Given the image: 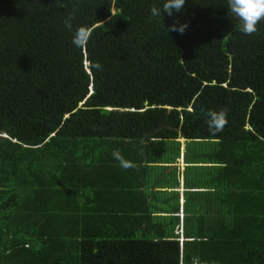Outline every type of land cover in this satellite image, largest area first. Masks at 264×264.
Returning a JSON list of instances; mask_svg holds the SVG:
<instances>
[{"label": "trees", "instance_id": "16d2710c", "mask_svg": "<svg viewBox=\"0 0 264 264\" xmlns=\"http://www.w3.org/2000/svg\"><path fill=\"white\" fill-rule=\"evenodd\" d=\"M159 2L0 0V264H264V20L246 35L227 0ZM180 139L203 189L182 243Z\"/></svg>", "mask_w": 264, "mask_h": 264}, {"label": "clouds", "instance_id": "9594fccd", "mask_svg": "<svg viewBox=\"0 0 264 264\" xmlns=\"http://www.w3.org/2000/svg\"><path fill=\"white\" fill-rule=\"evenodd\" d=\"M185 0H160L159 4H153L150 8L152 17H161L164 13L172 16L174 12H181ZM228 13L238 22L236 24L237 30L251 35L257 31V24L264 20V0H227ZM75 7L73 11L68 13L64 19V25L69 31H73L72 21L75 19ZM188 24H180L178 20L166 27L168 32H179L183 34L187 29ZM93 28L87 25L77 26L72 35V44L77 48L86 47L88 41L92 37ZM96 70H102V65L99 61L91 64ZM206 124L211 135L215 136L217 133L223 131L227 125V109H220L219 111L209 110L205 113ZM112 155L115 160L119 162V166L124 169L135 168V164L124 158L119 150H114Z\"/></svg>", "mask_w": 264, "mask_h": 264}, {"label": "crops", "instance_id": "0c3cea01", "mask_svg": "<svg viewBox=\"0 0 264 264\" xmlns=\"http://www.w3.org/2000/svg\"><path fill=\"white\" fill-rule=\"evenodd\" d=\"M182 140V142H181ZM179 142L181 143V147H182V155H181V151H180V157L179 159H177V164H175L174 166L177 167L178 170V174H177V180L179 182V185L177 186V189H173L174 191L177 192V213L174 214V217L178 219V223L176 226V234L179 237V242L182 243L183 241H185V239L183 238V227H184V221H185V212L184 209L187 206L188 207V201L192 199V193H196V192H200L203 191V189H194L191 188L189 186L186 185L185 183V168L187 167V164L184 163V148H185V143L183 139H180ZM182 164V166H181ZM168 166H172V165H168ZM169 167V168H170ZM169 168L166 170L165 173L169 172ZM162 176H164V174H162ZM192 180H196V179H192ZM159 183V178L156 180ZM161 191H165L167 190L168 192L172 191V189H158ZM190 194V195H188Z\"/></svg>", "mask_w": 264, "mask_h": 264}, {"label": "rangeland", "instance_id": "374dc122", "mask_svg": "<svg viewBox=\"0 0 264 264\" xmlns=\"http://www.w3.org/2000/svg\"><path fill=\"white\" fill-rule=\"evenodd\" d=\"M181 142H182V140H181ZM183 143V142H182ZM183 147V146H182ZM182 147H181V149H182ZM181 155H182V150H181ZM181 166H182V164H181Z\"/></svg>", "mask_w": 264, "mask_h": 264}]
</instances>
